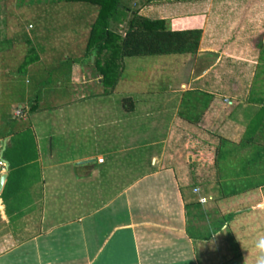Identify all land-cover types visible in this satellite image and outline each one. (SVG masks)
<instances>
[{"label": "crops", "instance_id": "crops-1", "mask_svg": "<svg viewBox=\"0 0 264 264\" xmlns=\"http://www.w3.org/2000/svg\"><path fill=\"white\" fill-rule=\"evenodd\" d=\"M213 3L218 11L231 5L237 21L243 17L254 21L256 6L264 5V0H166L162 3L166 15L152 11L150 16L140 9L137 13L162 18L165 25L169 19L181 25L178 29L202 28ZM237 5L241 12L236 13ZM180 8L186 12L175 14L174 9ZM169 12L171 16H167ZM85 73L80 71L69 83L73 100L85 99L90 84L101 83L99 73L93 77ZM220 82H209L202 74L179 83L185 91L201 88L206 95L211 91L195 115L186 107L179 110V99L170 94L169 85L138 99L125 95L122 112L112 108L110 93L102 94L104 103L70 111L81 125L58 134L72 132L75 143L86 141L81 153L59 157L58 145L56 152L50 147L48 153L41 152L20 167L5 160L6 177L0 190V264H256V243L264 237V187L259 184L247 191L250 196L262 195L260 202L226 212L217 201L212 202V194L234 196L239 190L229 194L208 190L201 194L209 198L206 205L190 198L191 184L198 187L222 181L217 169L219 149L224 143L238 147L250 115L241 114L242 108L251 107L252 112L257 107L248 101L241 102L237 113L229 116L211 112L214 125L207 128L208 110L221 104L219 94L205 87ZM192 84L198 86L189 87ZM227 102L234 107V101ZM39 103L41 107L36 109L35 104L32 115L45 110ZM69 105L63 103L58 110ZM194 150L199 156L193 155ZM243 150L231 149V158L227 157L233 159ZM28 164L37 165L36 177L26 169L23 184L5 194L13 173ZM230 210L233 216L225 220ZM228 228L231 236L221 235Z\"/></svg>", "mask_w": 264, "mask_h": 264}, {"label": "rangeland", "instance_id": "rangeland-1", "mask_svg": "<svg viewBox=\"0 0 264 264\" xmlns=\"http://www.w3.org/2000/svg\"><path fill=\"white\" fill-rule=\"evenodd\" d=\"M164 1L119 0L128 11L110 19L107 28L122 35L126 20L134 10H143L141 12L150 16L166 15L168 11H162ZM213 4L211 15L200 28L205 32H201L199 47L195 52L117 56L106 66V77L110 83H91L88 97L73 100L70 81L74 77L76 80L80 71L94 76L99 73L94 60H106V54L105 57H99L94 45H86L96 8L83 2L63 0H0V148L5 140L1 158L10 165L20 167L36 159L41 152L48 153L50 147L52 152H56L58 145L59 157L81 153L87 147L86 141L75 143L72 132L65 136L58 134L62 129L69 130L81 125L77 123V118L70 115V111L87 110L99 102L104 103L106 97L102 94L110 93L112 108L122 112L121 98L125 95L138 99L142 94L162 92L169 85L172 87L171 91L168 90L170 94L176 100L179 99V110L186 107L188 113L195 115L210 98L211 91L208 95L201 88L185 91V87H180L179 83L189 77L205 74L209 82L213 79L221 81L217 85L207 84L205 87L219 94L221 104L208 110L210 113L205 117L207 128L214 125L210 119L211 112L222 117L229 116L233 112L237 113L241 102L245 104L248 101L257 107L252 112L251 107L244 105L242 108L244 111L241 114L250 115L243 126L238 147L224 143L219 149L217 169L222 181L210 183L211 186L204 183L193 187L191 184L190 198L197 201L202 198L206 205L209 198L201 194L208 190L226 194L239 190L234 196L215 197L212 194V202L215 204L217 201L223 212L234 206L260 202L262 195L250 196L247 191L259 187V184L264 187V5L256 6L258 10L254 13V21H248L247 17L237 21V17H233L231 5H222L223 11H218L217 3ZM148 5L153 9H148ZM235 8L236 13L241 12L240 5ZM174 11L175 14L186 12L183 8ZM168 14L171 16L170 12ZM166 27L176 29L181 28V25L166 19ZM197 86L192 84L189 87ZM39 100L45 110L32 115L28 107L38 103L35 106L39 109ZM227 101H234V107L229 106ZM63 103L70 105L58 110V106ZM19 106L25 107V110L23 114L16 115L14 110ZM83 119L87 121V117ZM240 122L243 121L240 119ZM231 149L245 151L238 152L241 155L230 159ZM212 154V151L208 154L210 159ZM193 155L199 156V151L194 150ZM26 169H31L32 175L36 177V164L23 165L13 173L14 178L12 183H8V188L5 187V194L23 184ZM193 188H197L196 192H193ZM224 216L225 220L230 219L233 211H228ZM231 233L232 230L228 228L221 235L231 236Z\"/></svg>", "mask_w": 264, "mask_h": 264}, {"label": "trees", "instance_id": "trees-1", "mask_svg": "<svg viewBox=\"0 0 264 264\" xmlns=\"http://www.w3.org/2000/svg\"><path fill=\"white\" fill-rule=\"evenodd\" d=\"M83 2L96 8L94 20L89 28L86 45H94L97 56L105 57L104 62L98 58L94 60L101 83L109 84L106 77V66L111 64L115 57L139 56L165 53H192L198 49L201 30L198 27L169 29L162 18H149L131 11L126 20V27L122 35L110 31L108 21L117 14L128 11L119 0H63ZM30 27V24H28ZM104 51V52H103ZM108 61V62H106ZM110 61V62H109ZM115 66V65H114ZM111 86V84H110ZM35 109L31 104L30 111Z\"/></svg>", "mask_w": 264, "mask_h": 264}, {"label": "clouds", "instance_id": "clouds-1", "mask_svg": "<svg viewBox=\"0 0 264 264\" xmlns=\"http://www.w3.org/2000/svg\"><path fill=\"white\" fill-rule=\"evenodd\" d=\"M257 259L256 264H264V237H261L256 243Z\"/></svg>", "mask_w": 264, "mask_h": 264}, {"label": "built area", "instance_id": "built-area-1", "mask_svg": "<svg viewBox=\"0 0 264 264\" xmlns=\"http://www.w3.org/2000/svg\"><path fill=\"white\" fill-rule=\"evenodd\" d=\"M23 109L25 110V107L22 108V107L19 106L18 108H16L14 110V113L16 115H21V114H23ZM98 161H101V159H98ZM0 163H1V165H3V167L0 168V173H2V172L5 171V166H4V164H3V162L1 160H0ZM196 190H197V188H193V192H196ZM198 202L202 203L203 202V199L202 198L199 199Z\"/></svg>", "mask_w": 264, "mask_h": 264}, {"label": "water", "instance_id": "water-1", "mask_svg": "<svg viewBox=\"0 0 264 264\" xmlns=\"http://www.w3.org/2000/svg\"><path fill=\"white\" fill-rule=\"evenodd\" d=\"M4 143H5V140L3 139V141H2V146H1V148H0V160L3 162V164H4V166H5V169H6L7 164L5 163V160H3V159L1 158V153H2V150H3V147H4ZM5 177H6V172H5V171L2 172V173H0V190H1V187H2L3 182H4V180H5Z\"/></svg>", "mask_w": 264, "mask_h": 264}]
</instances>
